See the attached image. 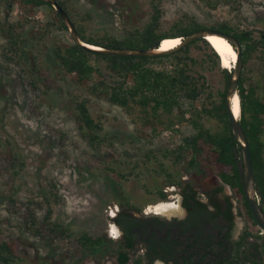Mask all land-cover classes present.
Instances as JSON below:
<instances>
[{
	"label": "rangeland",
	"instance_id": "374dc122",
	"mask_svg": "<svg viewBox=\"0 0 264 264\" xmlns=\"http://www.w3.org/2000/svg\"><path fill=\"white\" fill-rule=\"evenodd\" d=\"M63 1L74 18L90 15L83 21L88 35H122L141 26L152 12L151 0ZM157 5L162 30H168L184 13L207 27L226 24L237 32L253 30L254 34L264 29V0H158ZM52 16L45 5L34 7V13L29 14L16 5L8 8L0 0V243L11 246L13 264H113L121 230L118 227V238L109 231L116 213L122 210L119 199L140 207V212L125 210L136 217L156 215L146 210L161 201L159 189L166 194L163 201H180L178 187L168 182L167 174L178 175L199 193L221 184L218 168L209 157L202 158L206 174L199 176L185 161L173 165V156L164 158L162 154L175 150L184 137L195 133L187 122L191 112L200 110L203 103L208 106L210 97L217 99L225 81L216 62L208 58L210 49L201 42L193 44L186 56L196 62L195 71L204 75L205 91L192 103L181 100L184 120L177 121L178 111L174 110L171 126L165 124L163 115L161 121L143 122L138 107L130 114L62 73L52 48L56 40L69 42L71 37ZM10 22L26 39L24 48L35 58L50 89L45 91L40 84L35 89L31 83L40 76L31 74V59L27 64L11 52L1 29ZM260 56L259 51L251 54L245 64L242 62V70L245 84L255 83L264 101V58ZM96 65L107 81L121 79L107 61L99 60ZM150 65L168 69L170 63ZM76 99L86 102L90 115L102 128L99 146H90L81 136L72 111ZM202 122L210 130L219 126L216 119L204 117ZM159 126L162 130L155 133ZM118 172L125 177L118 179ZM256 198L259 203V196ZM233 200L238 208V200ZM156 216L165 219L180 215ZM56 226L65 232H53ZM83 233L92 238L101 236L103 242L94 250L84 249L78 242ZM134 249L141 255L139 241Z\"/></svg>",
	"mask_w": 264,
	"mask_h": 264
},
{
	"label": "trees",
	"instance_id": "16d2710c",
	"mask_svg": "<svg viewBox=\"0 0 264 264\" xmlns=\"http://www.w3.org/2000/svg\"><path fill=\"white\" fill-rule=\"evenodd\" d=\"M7 7L16 5L19 9L34 13V7L45 5L52 11V19L57 22L61 29L67 27L58 12L43 0H3ZM70 17L79 38L88 44L103 48H145L156 49L166 38H180L199 29H214L219 32L232 34L242 47V62L245 64L247 58L255 51H259L260 57L264 58V29L254 34L253 30H243L237 32L226 24L207 27L200 23L193 15L184 13L174 21L168 30L161 29V11L157 5L158 0H151L152 12L146 22L141 26H136L131 30H125L122 35H114L108 32L102 34H87L86 22L90 18L87 13L83 17L74 18L66 7L63 0H56ZM2 34L10 46L11 52L17 56L19 61L31 63V74L40 76L32 81L33 87L50 89L48 79L42 78V70L37 66L35 58H31L29 51L24 48L26 39L18 32L13 22L7 23L2 28ZM163 39V40H164ZM201 42L211 51L210 60L216 62L225 86L223 91L218 92L215 99L210 93L211 99L208 106L202 104L200 110L191 112L190 122L195 129V133L184 137L182 143L175 150H165L163 157L173 156L172 163L176 165L182 161L186 162L188 168H195L199 176L206 174V165L202 158L209 157L211 163L218 168V178L221 182L212 189V193H221L227 202L226 215L232 204L224 193V186L228 185L232 190L233 197L238 200V214L246 220L244 230L236 239H231L224 234L230 225L215 223L211 230L199 227L195 231L196 222L171 220L156 215L134 216L126 209L141 211L140 207H135L128 201L118 200L121 211L114 221L123 232V239L118 247V264H127L131 254L135 253V243L139 241L144 249L142 255L132 260L133 264H151L156 259H160L169 264H245L247 261L254 264H264V233L257 226L251 216L248 203L243 194L242 180V160L241 149L237 140L232 134L227 112L225 108L224 95L226 87L230 81L232 67H220L221 59L210 43L205 39H197L183 47L182 49L159 57H141L133 55L107 56L91 52L75 44L72 39L69 42L56 40L53 44L52 54L57 61L62 73L73 83L86 88L91 94L103 98L112 104H116L130 114L134 113L138 107V116L143 118V122L161 121L160 115L166 117L165 124L173 125L174 110L177 121L184 120V111L181 109V100L194 102L200 94L205 91L204 75L195 71V61L192 57H187L186 53L193 44ZM160 43V44H159ZM220 59V61H219ZM99 60H105L112 71L121 74V79L113 82L103 78L100 68L96 65ZM169 61L168 69H156L152 63ZM41 73V74H40ZM246 76L242 70L237 86V96L240 104L239 123L247 138L248 147L252 160L254 175V186L259 196L258 206L264 216V101L257 94V85L246 82ZM73 116L78 125L81 136L88 141L90 146L96 147L102 143L100 136L101 126L90 115L84 100H74ZM204 117L216 119L219 126L215 130H210L204 126ZM162 127L154 130L159 133ZM162 165V163L160 162ZM115 172L114 168H110ZM118 179L125 177L122 173H117ZM168 182L176 185L182 190L183 205L189 210V217L216 218L221 216V204L217 202L216 213H209L206 206L195 198V189L190 183L180 180L178 175L167 174ZM117 179L118 184L120 180ZM120 186V185H119ZM122 192V190H120ZM159 199H166V194L162 189L158 190ZM232 197V198H233ZM125 207V208H124ZM231 210V209H230ZM226 217V216H225ZM224 217V218H225ZM255 227V228H254ZM53 232L64 233L58 226L51 229ZM253 238V241L249 239ZM102 240L101 236L92 238L83 233L78 237V242L84 249H96ZM4 252H8L5 254ZM225 252L227 254H225ZM15 256L11 246L0 243V264H13Z\"/></svg>",
	"mask_w": 264,
	"mask_h": 264
},
{
	"label": "water",
	"instance_id": "95a60500",
	"mask_svg": "<svg viewBox=\"0 0 264 264\" xmlns=\"http://www.w3.org/2000/svg\"><path fill=\"white\" fill-rule=\"evenodd\" d=\"M47 4L51 5L61 16L62 20L64 21L67 30L69 31L70 37L75 44H78L82 48L89 50L91 52H96L98 54L107 55V56H124V55H133V56H141V57H159L164 56L169 53L178 51L197 39H205L209 34H216L219 36L224 37L235 49L237 53L236 62L232 68V74L230 81L226 87L225 95H224V102L225 108L227 112V117L229 120L230 128L232 130V134L237 140L238 145L241 149L242 155V180H243V194L245 199L248 203L249 211L251 213L252 218L256 222L257 226L264 232V216L262 215L260 208L258 206V200L256 196L255 186H254V175L252 169V160L251 155L248 147V142L246 135L244 133L243 128L239 123V118L233 113L230 99L232 96L237 94V86L241 76L242 70V47L239 41L232 35L228 33L219 32L214 29L206 28V29H199L190 34L180 37L181 42L175 47L167 51H157L156 49H145V48H119V49H110V48H92L88 44L83 42L76 31V28L71 21L68 14L65 10L60 6V4L56 0H43ZM164 39V38H163ZM161 39V40H163ZM160 44V43H159ZM99 47V46H98ZM238 95V94H237Z\"/></svg>",
	"mask_w": 264,
	"mask_h": 264
},
{
	"label": "flooded vegetation",
	"instance_id": "af4514ba",
	"mask_svg": "<svg viewBox=\"0 0 264 264\" xmlns=\"http://www.w3.org/2000/svg\"><path fill=\"white\" fill-rule=\"evenodd\" d=\"M193 188L195 189V192H196L195 193V198L197 199V201H199L200 203H202L203 205L206 206V209H207V211L209 213H216L217 208L215 207L214 204H216L217 202H219L221 204V210H222L221 216L218 215V217H216V218H208L206 216H202V217H199V216L198 217H189V210L183 205L182 190L178 187V194L180 196L179 204L184 209V216H183V218L172 217V218H165V219L167 221H171V220L182 221L183 220V221H187L186 223H188V221L196 222V227L194 229L195 231H197V229L199 227L205 228L207 230H211L215 223H218V222L220 223L221 222L222 224H228V225H230L229 228H225V230H224V231H227L228 230L229 231V234L226 233L224 235H226L227 237H230L232 240L233 239H236L239 236V234L244 230V228L246 226V220L243 217H240L238 215V208L235 205L236 202L232 198V195H231V191H230L229 186L228 185H225L224 186L225 196L228 198L229 202H231V204H232V206L230 208L231 210L229 209V212H227L228 215H226V212H225V210L227 208V202L225 201V199L223 198V196H222L221 193H218L217 192V193L214 194V193H212V190L211 191L210 190L209 191H204V192L202 191V193H199V190L198 189H196L194 186H193ZM181 197H182V199H181ZM116 218H118V212L116 213ZM237 218H240L239 219L240 220V224H238V221H237L238 219ZM115 225L117 227H119L116 222H115ZM262 233H264V232L262 231ZM109 234H110V231H109ZM120 236H121V238H120V242H121L122 239H123V232H122V230H121V235ZM249 240L250 241H253V238H250ZM102 242H103V240L100 241V243H102ZM143 253H144V249L142 248L141 255ZM225 254H227V253L225 252ZM138 255H140V254H137L136 251H135L134 256L132 254V256L128 260L127 264H129L130 262H132V260H134L135 258H137ZM223 263H225V262L224 261H221L220 264H223ZM113 264H118V249H117L115 261H114ZM151 264H167V263H165L164 261H162L160 259H156ZM232 264H234V263H232ZM245 264H254V263L247 261ZM257 264H262V263H257Z\"/></svg>",
	"mask_w": 264,
	"mask_h": 264
},
{
	"label": "bare ground",
	"instance_id": "6f19581e",
	"mask_svg": "<svg viewBox=\"0 0 264 264\" xmlns=\"http://www.w3.org/2000/svg\"><path fill=\"white\" fill-rule=\"evenodd\" d=\"M206 40L210 43L213 49L220 56L221 63L223 66L228 68H233V65L236 62L237 53L233 46L222 36L216 34H209L206 37ZM181 42V38H166L162 40L161 45L157 48V51H167L172 48H175ZM92 48H100L94 45H89ZM231 107L236 118H239L240 115V104L237 94L231 97L230 99ZM180 200V199H179ZM147 213L158 214L162 216H172V215H182L184 209L180 206L179 201H160L151 206H148ZM114 214H112L113 216ZM111 235L114 238H118L119 229L118 227L111 223Z\"/></svg>",
	"mask_w": 264,
	"mask_h": 264
},
{
	"label": "clouds",
	"instance_id": "9594fccd",
	"mask_svg": "<svg viewBox=\"0 0 264 264\" xmlns=\"http://www.w3.org/2000/svg\"><path fill=\"white\" fill-rule=\"evenodd\" d=\"M181 199H182V197H181ZM183 216H184V212L182 215L178 216L177 218H183Z\"/></svg>",
	"mask_w": 264,
	"mask_h": 264
}]
</instances>
